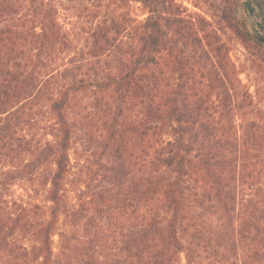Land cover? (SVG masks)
<instances>
[{"label":"trees","instance_id":"1","mask_svg":"<svg viewBox=\"0 0 264 264\" xmlns=\"http://www.w3.org/2000/svg\"><path fill=\"white\" fill-rule=\"evenodd\" d=\"M114 1L147 15L76 46L55 0H0V264H264V107L202 20Z\"/></svg>","mask_w":264,"mask_h":264},{"label":"rangeland","instance_id":"2","mask_svg":"<svg viewBox=\"0 0 264 264\" xmlns=\"http://www.w3.org/2000/svg\"><path fill=\"white\" fill-rule=\"evenodd\" d=\"M55 1L57 2L56 20L60 27L70 33V42L76 46L84 44L83 32L89 31L104 18L110 20L119 12L131 16L147 15V10H142L138 3H128L119 7L114 0ZM249 2L250 8H253L252 0H173L182 15L190 16L194 23L202 20V25L207 30L217 34L228 50L229 59L239 69L240 81L260 107H264V84H262L264 78H257L248 69V54L230 27L232 25L237 28L245 27L251 35L264 36V30L258 25L260 16L257 9L251 11L245 7V3ZM69 154L74 162L75 156H89L90 153L81 151L79 143H73Z\"/></svg>","mask_w":264,"mask_h":264}]
</instances>
